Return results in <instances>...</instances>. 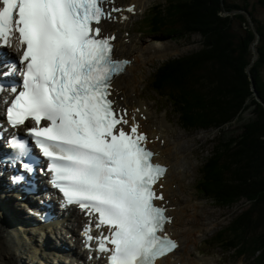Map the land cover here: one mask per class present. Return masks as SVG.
Here are the masks:
<instances>
[{
    "label": "snow or ice",
    "instance_id": "6c2138e0",
    "mask_svg": "<svg viewBox=\"0 0 264 264\" xmlns=\"http://www.w3.org/2000/svg\"><path fill=\"white\" fill-rule=\"evenodd\" d=\"M111 0H0V48H14L22 83L0 86V114L27 129L67 204L96 216L84 230L87 246L108 264H156L178 247L164 232L171 222L154 186L167 169L153 162L147 137L114 108L111 82L129 63L113 58L114 36L98 26L120 9ZM134 11V6L127 9ZM125 19L127 17H124ZM44 122V123H42ZM22 151L28 142L16 137Z\"/></svg>",
    "mask_w": 264,
    "mask_h": 264
},
{
    "label": "trees",
    "instance_id": "16d2710c",
    "mask_svg": "<svg viewBox=\"0 0 264 264\" xmlns=\"http://www.w3.org/2000/svg\"><path fill=\"white\" fill-rule=\"evenodd\" d=\"M258 3L264 7V0ZM170 7L168 17L157 13L154 26H165L178 38L200 34L202 42L196 52L161 65L167 79L161 78L158 88L171 91L178 105L185 99L187 107L193 104L188 96H196L207 127L230 129L244 121V131L215 152V173H207L205 180L215 179L211 197L219 204H246L221 228L216 243L250 264H264V20L250 0H180ZM257 35L260 41L254 45ZM249 108L251 116L244 120Z\"/></svg>",
    "mask_w": 264,
    "mask_h": 264
},
{
    "label": "bare ground",
    "instance_id": "6f19581e",
    "mask_svg": "<svg viewBox=\"0 0 264 264\" xmlns=\"http://www.w3.org/2000/svg\"><path fill=\"white\" fill-rule=\"evenodd\" d=\"M132 1L135 4V14L142 12L151 2V0ZM172 34L173 32H170V35ZM135 44L138 45L137 48L134 47ZM120 48L122 53H127L129 57L134 59L130 67H128L129 73L127 76L118 78V89L121 95L125 97L124 101H130L133 99V92L136 87H138V82L135 84L133 83L134 80H131L134 76L132 72L138 67V63H147V61L153 60L156 55L159 56L160 54L158 53L157 43L147 44L144 47L143 45H139L138 42H132L130 38L128 42L122 41L120 43ZM144 53L146 55H144ZM130 75L131 79L129 78ZM133 78L137 77L134 76ZM148 113L149 118L152 119L153 114L150 110ZM162 121H164V123ZM154 124L155 125L151 126V131L158 135L161 134V138L165 142L159 147L160 151H162L160 160L170 166L164 180L165 197L169 199V205L172 206L170 213L173 215V224L168 226V229L174 236L178 237L181 243L180 247L174 253L167 256L162 261L164 264H204L201 258L198 259L194 253L190 251L189 244L191 239L188 240L185 238V234L181 233V226H190L193 230L200 226L194 222V218L198 215V203L192 200L193 197L191 194H188L189 196L183 194L185 192L184 185L187 183L186 177H191L190 168H188L191 161L186 156L187 152H190L191 145L185 140V134L170 128V125L166 123L165 119L162 120L158 117L154 121ZM8 196L10 195L5 194L4 201V197L0 193V199L3 200L2 205L5 207H0V264H44L46 261L52 260L51 258L53 257H51V255H56V258L60 261L59 257L61 253L66 255L69 254V251H64L61 246H58V239H50V237H48L52 234L51 231L46 232V229L40 226L34 229V231L24 230L19 224L10 220L7 213L13 204ZM15 215L16 213L13 214V216ZM17 216L19 217V215ZM20 219L24 218L20 217L19 220ZM176 226H178V228ZM178 229L180 231H178ZM44 232L45 234L42 236L41 234ZM188 232L189 237H192L193 232ZM41 242L46 243L47 249H42L43 245ZM172 257L174 258L172 259ZM35 258L38 260H34Z\"/></svg>",
    "mask_w": 264,
    "mask_h": 264
},
{
    "label": "rangeland",
    "instance_id": "374dc122",
    "mask_svg": "<svg viewBox=\"0 0 264 264\" xmlns=\"http://www.w3.org/2000/svg\"><path fill=\"white\" fill-rule=\"evenodd\" d=\"M168 1L170 2V0H151L150 2L151 4L149 6L151 7L153 4L156 3L157 10L160 11L161 6L165 5V7H163V9L161 10L168 17L170 16L168 15V13L172 12V9L170 7L171 4L178 3L180 0H172V3L170 5H167ZM234 1L239 3L241 2V0H234ZM250 3L252 10L255 12V15L259 19L264 20V7L258 3V0H250ZM144 12L145 11L141 13L140 17L143 16ZM165 30L166 29H163V32ZM162 34L164 35V40H159V41H158V36L151 37L149 35V36L141 37L137 35L136 37L138 38V40L132 37L133 42L134 41L138 42L139 45L142 44L143 46H146V44H148L149 41H152L155 43L157 42V45L160 49L162 46H164L163 51L161 53L158 51L160 55L159 56L156 55L155 58H153V61L150 60L147 61V63L145 62L144 64L143 63L138 64V67L135 70V76L137 78H140L138 82L140 83L138 89H142L146 85V82L149 80V75H150L149 71L152 70L151 66H153V70H155L156 67L161 63L166 62L168 60L173 61V59L177 57H181L196 52L201 47L202 38L200 34L199 35L195 34L188 38H182L176 41L170 38V36L173 37V34L170 36L164 33ZM158 77L164 79L165 76H163V73H160L158 74ZM193 107L195 108V113H197L200 108L199 102H195L193 104ZM251 112L252 110L251 108H249V110H247L244 113V120H246L251 116ZM171 114L173 117H175L176 122H174V126L177 128V131L183 132L185 134V140L188 142V144L191 145L190 152L189 153L187 152L186 155L191 161L188 165V168H190L191 177H186L187 183L184 185L185 192L183 194H187V195L191 194L193 197L192 200L195 203H198L199 206L198 215L194 218V222L200 225L197 228L198 230L197 229L193 230L192 227L190 226H181V233L185 234V238H187L188 240L191 239L189 248L191 249L190 251L193 252L194 255H196V257H202L205 264H217L218 261L220 260V257H223L225 254L223 255L221 251L218 254H216L215 252L218 251H214L211 248L210 249L204 248L205 251L204 252L201 248V244L211 234L216 232L220 228V226L226 225L229 222V220L232 218V216L235 214V212L240 207L242 208L245 207L246 204L245 202L243 203L241 201L240 203L236 204L231 208L221 209L219 207H215L211 200L204 198L202 194H199L196 191L195 185L198 183L200 173H202L203 170L211 174L215 173V165H214L215 163L213 161L215 152H217V149L218 151L221 150L220 146H222L223 144L229 143L228 140L229 139L231 140V138H233L234 135L241 134L244 131L242 126L244 121L242 122H239V120L236 121L231 125L230 129L225 128L224 131L221 133L217 132V130H204V129L194 130L193 127L187 130L179 126L175 113L171 112ZM208 185L210 188H212L213 182H210ZM208 185L206 186L207 188H209ZM188 231L193 232L192 237L191 236L189 237ZM226 258H227V263H231V264H244V261L246 260V258H243L245 259L244 261L242 259L241 260L239 259L238 261L236 260V258H234V256H228V255H226Z\"/></svg>",
    "mask_w": 264,
    "mask_h": 264
},
{
    "label": "water",
    "instance_id": "95a60500",
    "mask_svg": "<svg viewBox=\"0 0 264 264\" xmlns=\"http://www.w3.org/2000/svg\"><path fill=\"white\" fill-rule=\"evenodd\" d=\"M248 18H249V21H250V24H251L253 30H254L255 32H257V31H256V28H255V23H254V21L250 18V16H248ZM256 42H259V36H258V39H257ZM255 57H256V54H255ZM256 97H257L258 99H260L259 96H258V94H257V92H256Z\"/></svg>",
    "mask_w": 264,
    "mask_h": 264
}]
</instances>
